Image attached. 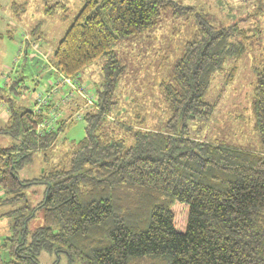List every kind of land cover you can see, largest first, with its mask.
Returning a JSON list of instances; mask_svg holds the SVG:
<instances>
[{"label":"trees","instance_id":"16d2710c","mask_svg":"<svg viewBox=\"0 0 264 264\" xmlns=\"http://www.w3.org/2000/svg\"><path fill=\"white\" fill-rule=\"evenodd\" d=\"M81 1L51 62L79 85L86 69L103 61L102 90L75 112L82 118L85 110L79 142L58 139L67 122L50 111V98L39 115L35 107L6 113L0 134L13 141L0 151V227L7 226L0 264H40L42 250L65 254L70 264H264V53L254 66L261 152L190 136L191 121L213 115L205 100L213 77L245 50L240 29L217 28L200 14L195 37L160 82L172 111L165 130L119 122L125 127L108 128L125 68L118 45L154 29L163 14L179 17L194 7L177 0ZM11 8L23 12L26 4ZM57 9L69 10L63 0H45L46 15ZM40 122L49 128L39 132ZM38 154L40 178L23 180L20 172ZM34 184L46 186L45 196L31 206L26 191ZM38 210L43 225L31 229Z\"/></svg>","mask_w":264,"mask_h":264},{"label":"rangeland","instance_id":"374dc122","mask_svg":"<svg viewBox=\"0 0 264 264\" xmlns=\"http://www.w3.org/2000/svg\"><path fill=\"white\" fill-rule=\"evenodd\" d=\"M63 1L69 8L67 12L57 9L52 15H46L45 0H0V127L6 126L3 115L9 112L10 107L32 110L37 96L44 94L49 95L52 108L54 111L59 109L62 119L65 118L67 122L59 133L60 142H79L85 136V110L82 109V118H75L78 111L74 106L86 103L74 92L70 97L72 90L69 86L57 91L54 85L61 78L57 79V72L50 67L54 49L84 3L81 0ZM177 1L194 7V12L179 17L167 12L154 29L116 48L118 57L125 65L124 75L116 92L117 104L105 117L104 126L124 128L116 123L119 122L131 124L135 129L143 125L165 130L172 111L164 98L160 82L173 74L186 44L195 37V14H200L217 28L233 25L240 29L243 36H238L237 40H243L245 50L240 57L228 60L224 69L213 77L205 95V100L214 105L213 115L209 120L191 121L190 136L196 140L255 150L260 147L261 138L253 114L256 86L254 66L264 53V0ZM14 2L25 3L26 10L22 12L18 9L15 12L11 8ZM102 64L100 60L87 68L79 85L78 81L72 80V88L85 89L96 95L98 90H102L104 82ZM71 116L73 121H67L71 120ZM12 141L10 135L0 134V151ZM41 159L40 154L34 156L33 162L20 172V177L23 180L40 178L44 166ZM45 188L44 184L27 188V201L31 206L43 200ZM4 211V208H0V215ZM0 223L4 224L1 220ZM42 225L43 211L38 210L30 228ZM6 231V224L0 227V243ZM0 254L7 253L0 248ZM39 262L70 264L65 254L58 256L45 250L40 252Z\"/></svg>","mask_w":264,"mask_h":264},{"label":"built area","instance_id":"2783aa9c","mask_svg":"<svg viewBox=\"0 0 264 264\" xmlns=\"http://www.w3.org/2000/svg\"><path fill=\"white\" fill-rule=\"evenodd\" d=\"M62 80L66 81V82L71 81L69 79L64 78L63 76H62ZM73 92L78 94L80 97H82L85 100L86 106L93 105L94 101L97 98L96 95H92L88 91H86L85 89H79L78 87L72 88V92L70 94V97L73 96L72 95ZM48 98H49V95H43V94L37 98L36 106L34 108V113L36 115L41 114L42 106H45L47 104ZM78 117H79V115H78ZM49 126H50V124H46L45 122H40V123H38L37 128H38L39 132H42L44 129L49 128Z\"/></svg>","mask_w":264,"mask_h":264},{"label":"crops","instance_id":"0c3cea01","mask_svg":"<svg viewBox=\"0 0 264 264\" xmlns=\"http://www.w3.org/2000/svg\"><path fill=\"white\" fill-rule=\"evenodd\" d=\"M51 68V70H53L54 72H57V79H59V78H61V80L60 81H57V83H55V85L54 86H57L56 87V90L57 91H60L63 87H67V86H69V88H71L70 90H72V86H71V83H72V81H63L62 80V76L59 74V72H58V70L55 68V67H53V65H52V67H50ZM83 77V76H82ZM84 81V80H83ZM54 86H51V88H53ZM50 98V97H49ZM63 98V97H62ZM79 97H77V99H78ZM50 104H51V109H50V111L52 110V109H54V108H52L53 107V104H52V99H50ZM57 105H58V103H57ZM82 106V104H80V103H77V106H74V108H76L77 110L80 108ZM55 110V109H54ZM57 111H60L59 109H57ZM51 113L50 112H48V116L50 115ZM7 116V114H4L3 115V118H5ZM61 120V119H60ZM57 121H59V120H57ZM57 121L55 122V121H53L52 122V128H56L57 129ZM261 138V137H260ZM247 150H250V151H254V152H261L262 151V146H261V143H260V147H258V148H256L255 150L254 149H251V148H246Z\"/></svg>","mask_w":264,"mask_h":264}]
</instances>
